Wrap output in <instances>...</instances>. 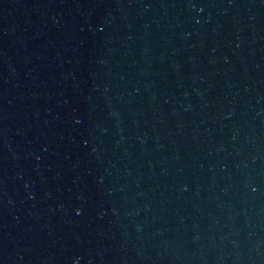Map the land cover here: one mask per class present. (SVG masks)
<instances>
[{
    "label": "water",
    "instance_id": "95a60500",
    "mask_svg": "<svg viewBox=\"0 0 264 264\" xmlns=\"http://www.w3.org/2000/svg\"><path fill=\"white\" fill-rule=\"evenodd\" d=\"M0 264H264V0H0Z\"/></svg>",
    "mask_w": 264,
    "mask_h": 264
}]
</instances>
